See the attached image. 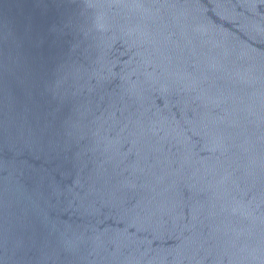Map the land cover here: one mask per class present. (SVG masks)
<instances>
[{"label": "water", "instance_id": "obj_1", "mask_svg": "<svg viewBox=\"0 0 264 264\" xmlns=\"http://www.w3.org/2000/svg\"><path fill=\"white\" fill-rule=\"evenodd\" d=\"M0 264H264V0H0Z\"/></svg>", "mask_w": 264, "mask_h": 264}]
</instances>
